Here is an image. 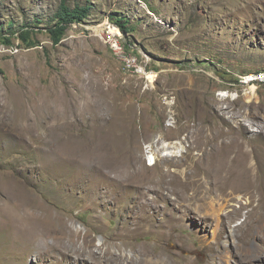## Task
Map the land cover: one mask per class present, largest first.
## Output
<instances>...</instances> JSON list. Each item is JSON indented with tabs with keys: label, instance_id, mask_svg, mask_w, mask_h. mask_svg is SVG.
<instances>
[{
	"label": "rangeland",
	"instance_id": "obj_1",
	"mask_svg": "<svg viewBox=\"0 0 264 264\" xmlns=\"http://www.w3.org/2000/svg\"><path fill=\"white\" fill-rule=\"evenodd\" d=\"M65 1L0 0V264H264V0Z\"/></svg>",
	"mask_w": 264,
	"mask_h": 264
},
{
	"label": "trees",
	"instance_id": "obj_2",
	"mask_svg": "<svg viewBox=\"0 0 264 264\" xmlns=\"http://www.w3.org/2000/svg\"><path fill=\"white\" fill-rule=\"evenodd\" d=\"M89 12H90V7L88 6H84V7L76 6L74 9H70L66 5V1L61 0L59 12L57 13L56 16L57 20L55 24L50 29H48L52 43L54 45L59 44L68 26L74 23H84L89 16ZM111 21L120 28L121 32L124 35H127L130 32V29L127 27L128 22L125 21L124 19L111 18ZM20 38L21 40H23V42L26 43L27 46L29 47L34 46L33 42L29 41L28 32H21ZM10 42L11 41L7 38L4 40V43L7 45H9Z\"/></svg>",
	"mask_w": 264,
	"mask_h": 264
},
{
	"label": "bare ground",
	"instance_id": "obj_3",
	"mask_svg": "<svg viewBox=\"0 0 264 264\" xmlns=\"http://www.w3.org/2000/svg\"><path fill=\"white\" fill-rule=\"evenodd\" d=\"M110 26V25H109ZM96 33L98 34V36L102 37V38H105L106 40L108 39H111L112 37L114 36H118L120 34L119 30L115 27H109V32L108 33H105L103 31V28H97L96 29ZM104 33V34H103ZM123 52V51H122ZM121 57L123 59V64L125 65V69L133 74L136 75V73H142L143 72V68L138 64L136 63V59L135 57L133 58L132 55H128V54H122L121 53ZM135 72V73H134ZM260 75H264V73H259ZM259 74H252V75H248V76H245V81H252L254 80L255 78H258L259 77ZM148 73H147V79H149L152 83L155 81V75L151 74L149 77H148ZM244 86H249V85H244ZM252 90H254L252 88ZM220 96H225L224 94H221ZM163 148V146H162ZM164 148H166V150L170 149V152L167 153V155H170L172 156L173 154H175V151L178 150V147H170V145H167V146H164ZM177 155V154H176ZM152 160L155 162V157L154 156H151V164H152ZM247 160H248V157L247 156H244L242 158H239L235 161V164L240 168L242 169L244 172H246L248 169H247ZM154 165V164H153ZM235 166V165H234ZM238 169V168H237ZM236 169V170H237ZM240 172V171H239ZM237 171V173H239ZM240 174V173H239ZM245 182V181H244ZM245 185V184H244ZM249 185V183H248ZM257 185V184H256ZM260 185V184H259ZM258 185V186H259ZM247 186V185H246ZM40 230H41V227H40ZM78 230V229H76ZM41 232V231H40Z\"/></svg>",
	"mask_w": 264,
	"mask_h": 264
},
{
	"label": "built area",
	"instance_id": "obj_4",
	"mask_svg": "<svg viewBox=\"0 0 264 264\" xmlns=\"http://www.w3.org/2000/svg\"><path fill=\"white\" fill-rule=\"evenodd\" d=\"M238 80H239L238 83H240L241 85H256L257 83L264 85V75H260V74H259L258 78H255L252 81H245V76H243L242 79H238ZM146 161H147L149 166L154 164L153 160H152V164H151V157L150 156L147 157Z\"/></svg>",
	"mask_w": 264,
	"mask_h": 264
},
{
	"label": "clouds",
	"instance_id": "obj_5",
	"mask_svg": "<svg viewBox=\"0 0 264 264\" xmlns=\"http://www.w3.org/2000/svg\"><path fill=\"white\" fill-rule=\"evenodd\" d=\"M114 25H115V24H114ZM115 27L119 28L117 25H115ZM119 30H120V28H119ZM120 31H121V30H120ZM154 164H155V163H154ZM152 165H153V164H152ZM152 165H151V166H152Z\"/></svg>",
	"mask_w": 264,
	"mask_h": 264
}]
</instances>
